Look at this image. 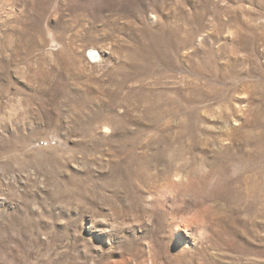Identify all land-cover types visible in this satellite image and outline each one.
Masks as SVG:
<instances>
[{"label": "rangeland", "instance_id": "1", "mask_svg": "<svg viewBox=\"0 0 264 264\" xmlns=\"http://www.w3.org/2000/svg\"><path fill=\"white\" fill-rule=\"evenodd\" d=\"M0 264H264V0H0Z\"/></svg>", "mask_w": 264, "mask_h": 264}, {"label": "bare ground", "instance_id": "2", "mask_svg": "<svg viewBox=\"0 0 264 264\" xmlns=\"http://www.w3.org/2000/svg\"><path fill=\"white\" fill-rule=\"evenodd\" d=\"M92 56H94V57H95V56H96V54H94V52H93V53H92Z\"/></svg>", "mask_w": 264, "mask_h": 264}]
</instances>
